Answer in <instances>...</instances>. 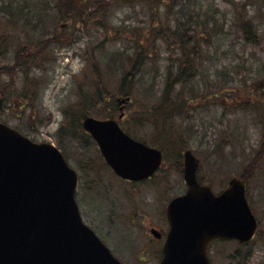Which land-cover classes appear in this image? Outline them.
Masks as SVG:
<instances>
[{
    "label": "rangeland",
    "instance_id": "obj_1",
    "mask_svg": "<svg viewBox=\"0 0 264 264\" xmlns=\"http://www.w3.org/2000/svg\"><path fill=\"white\" fill-rule=\"evenodd\" d=\"M73 1L92 7L101 2ZM60 3L0 0V32H6L1 33L6 40L0 52V87L6 91V99L0 119L34 141L54 143L65 152L80 175L76 197L84 220L125 264L159 263L162 244L150 229L168 228L166 206L187 189L181 166L185 148H192L201 159L199 176L218 192L255 159L244 180L259 221L258 235L248 247L237 241L218 242L211 255L215 264H264V86H255L259 80L264 82V48L242 38L237 8L243 6V0H181L179 7L213 14L218 34L211 45L206 44L205 59L197 61L196 72L188 77L199 101L172 113L168 120L174 127L160 136L149 119L161 100L169 63L177 62L169 59L175 51L167 43L159 39L158 51L145 63L142 60L133 77L132 100L122 110L117 101L123 96L119 90L124 72L135 63L138 42L152 29L153 10L143 0H104L102 4L109 8L106 28L95 26L94 9L85 14L83 22H77ZM247 9L264 39V1H250ZM39 37L53 45L54 53L51 59H39L40 67L29 69V77L37 79L29 86L31 107L22 99L28 83L21 68L15 66V57L20 46L35 45ZM42 43L46 48V42ZM190 97L173 94L174 99ZM92 98L97 105L89 107L87 115L106 118L112 112L118 119L126 111L120 122L127 131L155 146H166L168 157L156 175L136 184L122 181L93 138L83 128H75L72 115L79 111L81 100L82 108ZM31 110L34 116L30 117ZM157 112L162 116V111Z\"/></svg>",
    "mask_w": 264,
    "mask_h": 264
},
{
    "label": "water",
    "instance_id": "obj_2",
    "mask_svg": "<svg viewBox=\"0 0 264 264\" xmlns=\"http://www.w3.org/2000/svg\"><path fill=\"white\" fill-rule=\"evenodd\" d=\"M83 125L122 177L144 179L160 167L162 151L132 138L115 119L87 116ZM199 163L192 149L184 152L188 190L167 206L170 230L159 264H212L214 239L249 242L257 231L245 181L233 177L215 194L198 180ZM77 185L57 146L0 121V264H123L83 221Z\"/></svg>",
    "mask_w": 264,
    "mask_h": 264
},
{
    "label": "trees",
    "instance_id": "obj_3",
    "mask_svg": "<svg viewBox=\"0 0 264 264\" xmlns=\"http://www.w3.org/2000/svg\"><path fill=\"white\" fill-rule=\"evenodd\" d=\"M88 1L93 2L92 0ZM102 1L104 0H101L96 6L92 7L93 4L83 6L81 2L76 3L75 1L71 2V0H61L59 7L63 10H71V18H75V21L77 22L79 19L83 22L85 14H87L92 8L97 16L95 26H105L107 28L105 22L109 17L107 13L109 8H107L105 4H102ZM250 1L253 0H243V6L237 8L238 28L242 32V38L246 42L254 43L264 48V39L257 29L253 16L248 15L247 7L250 4ZM257 1L263 2L264 0ZM180 2L181 0H143V3L149 5L150 10H153V19H155V21L150 24V28L152 27V29L147 30L143 35L144 37L141 36L143 38L139 40L137 45L138 49L133 58L136 59L135 63L130 71L124 72L120 84L121 89L119 90L121 95H130V93L133 92V77L135 76L136 71L139 70L142 60L143 63H145L152 57L153 51H158L156 44L159 39L164 43H167L168 47L175 51V53H171L169 59H177V62L171 60V63H169L170 66L168 65L169 69L166 73L164 91L161 100L153 107L155 111L153 112L151 119H149V122L155 125V127H158L159 136L164 134L168 135L169 133L167 130L174 127V122L168 120L171 118L172 113L181 112L185 108H189V104L199 101L200 98L197 97V94H195L192 87H190L192 81H190L188 77H191L194 72H196L197 61L199 59H205L206 44L211 45L212 42H214V37L218 34V31L216 30L217 21L213 20V14H208L205 11H200L191 8L190 6L179 7ZM3 10L7 11L6 8ZM203 15H205V18H203ZM3 32H5V30ZM3 32H0V52H3L4 45L2 44H4L6 40L4 34L1 35ZM58 34L60 33L56 32V35ZM40 37L37 38V43L35 42V45L24 43L20 46L18 49L20 52L17 53L15 57V59H18L15 66L21 68L25 75L24 80L28 83L22 93V99L27 100L26 103L31 107L32 104L29 102L31 101L33 94L30 92L29 86L30 84L37 82L36 78L29 77L31 70L33 67L41 66L42 62H40L39 59H51V57H53L52 54L54 53L53 45L50 44L48 40ZM65 39H67L66 36ZM42 42H46V48H43L44 44ZM138 59L141 60L138 61ZM29 69L31 70L29 71ZM13 73L14 71H11L9 74L13 75ZM95 86L101 88L97 82ZM255 86L257 89H261L264 86L263 80H259ZM173 94H176L178 97L182 94H189L191 97L188 100H180L174 99ZM93 98L92 101L85 102L87 105L85 104L82 108L81 105L84 100H81L78 106L79 111L72 115L75 128H83L82 119L90 113L89 107L94 109V106L97 105L95 101L93 102ZM101 100L102 94L98 91L97 102L100 103ZM157 111H162V116L158 115ZM109 112L111 111H108L106 114ZM31 113V116H34L33 110H31ZM158 146L163 149L165 156L168 157V149H166V146L163 144ZM261 150L263 153L264 146H262ZM254 163L255 159H252L247 165L246 170L240 174V177L247 179L249 176L246 174L253 167ZM242 247L244 246L242 245ZM238 250L240 249L238 248ZM236 253L235 255H237ZM239 264L242 263L239 262Z\"/></svg>",
    "mask_w": 264,
    "mask_h": 264
},
{
    "label": "flooded vegetation",
    "instance_id": "obj_4",
    "mask_svg": "<svg viewBox=\"0 0 264 264\" xmlns=\"http://www.w3.org/2000/svg\"><path fill=\"white\" fill-rule=\"evenodd\" d=\"M0 97H1V103H0V109L2 108V105H3V102H4V99H6V91L3 89V88H1L0 87ZM119 104V103H118ZM127 105V104H126ZM124 106L125 105H121V104H119V108H120V110H122L123 108H124ZM126 111H122L119 115H118V121L120 122L121 121V119H123L125 116H126ZM30 117H31V115H30ZM111 117H114L115 118V116H113V115H111L110 117H108V118H111ZM117 119V118H116ZM123 121V120H122ZM120 124L122 125V127L125 129V127L123 126V122H120ZM126 130V129H125ZM93 138V137H92ZM93 140L96 142V140L93 138ZM182 163H183V161H182ZM153 228H155L157 231H158V233L157 234H154L151 230L153 229ZM168 231H169V224H168V228L166 227V228H162V230H160V229H158V228H156V227H152L151 229H150V233H151V235L153 236V238L154 239H156L157 241H160V243L162 244L161 245V247L159 248V250H160V254L162 255L163 254V250H162V248H163V245H164V242H165V239H166V237H167V234H168ZM159 235V236H158Z\"/></svg>",
    "mask_w": 264,
    "mask_h": 264
}]
</instances>
